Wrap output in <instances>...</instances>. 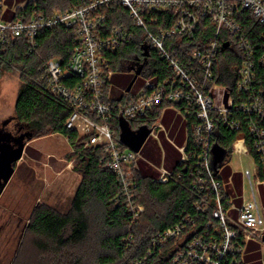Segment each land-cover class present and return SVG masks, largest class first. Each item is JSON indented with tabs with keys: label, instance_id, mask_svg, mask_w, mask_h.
Returning <instances> with one entry per match:
<instances>
[{
	"label": "built area",
	"instance_id": "built-area-1",
	"mask_svg": "<svg viewBox=\"0 0 264 264\" xmlns=\"http://www.w3.org/2000/svg\"><path fill=\"white\" fill-rule=\"evenodd\" d=\"M24 5L15 4L13 15L3 19L4 0H0V53L12 38L21 36L29 51H34L41 29L60 26L74 31L69 60H47L37 82L67 104L64 125L79 136L81 148L102 149L99 163L117 176L120 193L114 200L125 206L130 224L144 209L134 199L132 168L137 167L148 137L161 128L160 117L151 127L143 124L133 129L131 122L158 106H163L162 112L173 108L189 119L185 143L178 147V162L192 164V209L154 234L147 253L130 264H144L154 257V264H249L253 262L245 259L249 243L258 245L259 262L264 264V204L257 191L264 183V89L257 77V70L264 67V0H80L73 8L27 20L15 16ZM115 5L127 10L138 32L124 24L107 26L106 11ZM248 14L257 27H263L261 32L248 25ZM209 28L213 35L203 47L189 49L181 57L169 49L173 44L170 38L193 39ZM227 38L242 55L234 67V91L216 81L218 46L225 42L230 46ZM134 40L146 55L131 65L135 79L130 88L126 89L129 81L114 89V73L129 72L123 62L113 68L116 51ZM150 49L158 53L171 76L149 74ZM116 118L119 124L124 120L133 132L142 127L150 130L138 151L121 141ZM218 123L240 135L222 161L213 164ZM232 155L247 157L253 164L252 169L239 171L237 186L232 176L224 178L221 170ZM156 168L157 182H166L172 175V171ZM125 242L132 244V236Z\"/></svg>",
	"mask_w": 264,
	"mask_h": 264
},
{
	"label": "trees",
	"instance_id": "trees-1",
	"mask_svg": "<svg viewBox=\"0 0 264 264\" xmlns=\"http://www.w3.org/2000/svg\"><path fill=\"white\" fill-rule=\"evenodd\" d=\"M79 4L80 0H28L23 8L15 11V16L24 20L39 14L47 17ZM106 15L108 27L124 24L138 32L131 25V18L122 6L115 5L106 11ZM246 18L248 25L257 33L263 30V27H257L251 15H246ZM212 35L213 29L209 28L198 33L193 39L172 37L169 42L173 44L169 49L175 50L178 57H181L189 49L203 47ZM227 39L230 46H218L216 81L234 91L237 81L234 67L239 64L242 55L233 45L232 39ZM36 40L38 45L32 52L29 51L24 36L9 41L0 53V77L4 71H12L14 68L19 70L20 86L14 104L17 122L25 126V130L30 133V139L51 133L64 135L73 149L75 168L81 178L65 212L48 207H41L33 212L25 233L31 236L36 257L30 259L25 256L24 260H21L19 249L15 260L10 264H130L147 253L154 234L173 225L181 214L191 211L195 200L190 189L189 167L192 164L177 162L166 182H157L155 178L158 174L147 170V167L145 169V166L133 167L136 184L134 199L143 205L144 209L138 219L130 224V215L125 206L114 200L120 193L117 176L99 163L102 149L99 146L81 148L79 136L64 125L69 114L67 104L37 82L47 60L56 58L62 63L69 60L75 44L74 31L60 26L41 29ZM141 47L140 43L134 40L116 51L113 68L118 69V63L123 62L129 71L125 74L124 84L132 79V63L142 61L146 55ZM148 61L149 74L158 77L172 75L158 53L152 49L149 50ZM257 77L264 89V67L257 70ZM163 109V106L155 107L142 118L132 121L131 127L136 129L143 124L151 127ZM188 120L185 118L186 135L190 129ZM114 125L119 133L121 128L118 118L115 119ZM216 128L215 142L229 153L233 141L240 133L219 123ZM249 140L248 138L247 141L250 142ZM130 235L133 243L128 245L125 239ZM23 243L22 239L21 245ZM259 255L260 253L258 257ZM253 261L260 264L259 260ZM156 262L154 257L147 259L144 264Z\"/></svg>",
	"mask_w": 264,
	"mask_h": 264
},
{
	"label": "rangeland",
	"instance_id": "rangeland-1",
	"mask_svg": "<svg viewBox=\"0 0 264 264\" xmlns=\"http://www.w3.org/2000/svg\"><path fill=\"white\" fill-rule=\"evenodd\" d=\"M125 74H115L111 79L114 89L124 86ZM20 86L19 70L4 71L0 77V142L15 149L20 137L25 140V126L14 117V104ZM173 109V108H172ZM174 112L178 113L173 109ZM184 120L182 114L178 113ZM17 129L20 131L17 132ZM155 142V143H154ZM172 140L164 148L159 139L150 135L140 150V162L148 166L160 165L166 157L180 156L178 147ZM169 144V143H168ZM1 145V144H0ZM21 158L14 164V170L0 191V264H10L19 250L21 260L36 257L31 236L26 232L33 212L48 207L65 212L78 185L81 175L76 170L73 149L67 138L59 133H51L30 139L23 147ZM159 153V159L155 157ZM252 169L247 157L232 155L224 165L222 175L236 177L244 168ZM225 178V177H224ZM247 189V185H244ZM24 243L21 245V240ZM21 246V247H20ZM246 260H259L258 252L246 253ZM30 258V259H31ZM29 261V260H28ZM249 264H257L253 261Z\"/></svg>",
	"mask_w": 264,
	"mask_h": 264
},
{
	"label": "crops",
	"instance_id": "crops-1",
	"mask_svg": "<svg viewBox=\"0 0 264 264\" xmlns=\"http://www.w3.org/2000/svg\"><path fill=\"white\" fill-rule=\"evenodd\" d=\"M28 0H4V8L1 13V17L3 19L10 18L14 13V5L17 3H21L22 5L26 4ZM176 111V110H175ZM159 123L161 124V128H157L155 131V135L153 137L159 139V143L166 148L168 145H170V141L172 140L176 144H182L186 139V132H185V119L182 120L178 113L174 112L172 108H166L162 115L160 116ZM155 143V142H154ZM169 143V144H168ZM155 157L159 159V153H155ZM179 157L170 156L166 157V159L160 162V165L156 166H148L145 165L143 162L138 161L137 167H144L145 169L147 167V170L152 171L153 173H157V168H162L167 171L173 170L176 163L179 160ZM149 167V168H148ZM228 177L227 172L225 173ZM232 180L234 184L237 186L239 184L240 180V174L237 175L235 178L232 177ZM257 191L259 194V199L262 204H264V183L257 186ZM237 203H239V200H236ZM251 252H258V245L255 243H249L247 246V253ZM260 258V255L258 259ZM246 259V257H245Z\"/></svg>",
	"mask_w": 264,
	"mask_h": 264
},
{
	"label": "water",
	"instance_id": "water-1",
	"mask_svg": "<svg viewBox=\"0 0 264 264\" xmlns=\"http://www.w3.org/2000/svg\"><path fill=\"white\" fill-rule=\"evenodd\" d=\"M228 45L227 42L223 43V47ZM135 79V75L130 80L127 90L130 88L132 82ZM120 128H121V141L126 144L131 149L138 151L144 141L146 140L147 136L149 135L150 130L148 128L142 127L136 132L130 130L126 122L120 119ZM25 140L23 137H20V144L14 150L8 148V145H4L0 142V191L6 181L10 178L13 170L14 164L18 159L21 158L23 153V147L30 139V133L25 134ZM212 155H213V164L217 162H221L223 156L225 155V150L221 148L218 144H215L212 148ZM264 242V236L262 238Z\"/></svg>",
	"mask_w": 264,
	"mask_h": 264
},
{
	"label": "flooded vegetation",
	"instance_id": "flooded-vegetation-1",
	"mask_svg": "<svg viewBox=\"0 0 264 264\" xmlns=\"http://www.w3.org/2000/svg\"><path fill=\"white\" fill-rule=\"evenodd\" d=\"M15 117V116H14ZM16 119V118H15ZM20 131V129H17V132Z\"/></svg>",
	"mask_w": 264,
	"mask_h": 264
}]
</instances>
